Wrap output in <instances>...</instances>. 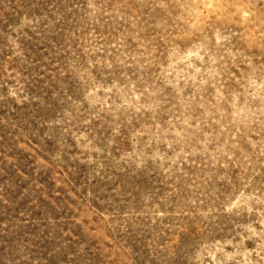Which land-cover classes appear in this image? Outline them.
Here are the masks:
<instances>
[{
  "label": "rangeland",
  "instance_id": "374dc122",
  "mask_svg": "<svg viewBox=\"0 0 264 264\" xmlns=\"http://www.w3.org/2000/svg\"><path fill=\"white\" fill-rule=\"evenodd\" d=\"M0 264H264V0H0Z\"/></svg>",
  "mask_w": 264,
  "mask_h": 264
}]
</instances>
